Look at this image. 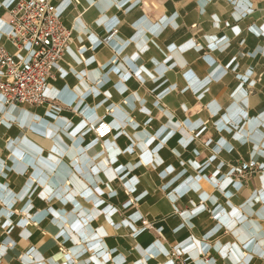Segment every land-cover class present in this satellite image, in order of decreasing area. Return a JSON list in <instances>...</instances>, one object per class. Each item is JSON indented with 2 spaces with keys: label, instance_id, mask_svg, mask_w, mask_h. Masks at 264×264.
<instances>
[{
  "label": "crops",
  "instance_id": "0c3cea01",
  "mask_svg": "<svg viewBox=\"0 0 264 264\" xmlns=\"http://www.w3.org/2000/svg\"><path fill=\"white\" fill-rule=\"evenodd\" d=\"M51 1L48 103L0 95L2 262L264 264V0Z\"/></svg>",
  "mask_w": 264,
  "mask_h": 264
},
{
  "label": "built area",
  "instance_id": "2783aa9c",
  "mask_svg": "<svg viewBox=\"0 0 264 264\" xmlns=\"http://www.w3.org/2000/svg\"><path fill=\"white\" fill-rule=\"evenodd\" d=\"M11 31L8 40L16 49L12 55L0 45V95L6 108L18 105L43 106L56 65L74 43L73 31L57 14L51 0H18L10 11ZM114 29L106 38L112 40ZM95 137L104 141L113 127L99 121L93 128ZM146 227L152 225L145 221ZM0 264H5L1 260ZM29 259L37 264L32 256ZM209 263V260H206ZM177 264H188L183 259Z\"/></svg>",
  "mask_w": 264,
  "mask_h": 264
},
{
  "label": "rangeland",
  "instance_id": "374dc122",
  "mask_svg": "<svg viewBox=\"0 0 264 264\" xmlns=\"http://www.w3.org/2000/svg\"><path fill=\"white\" fill-rule=\"evenodd\" d=\"M29 192V191H28ZM27 192V193H28ZM24 199V198H23ZM149 224L152 225V223L148 222ZM155 225H152L151 227H149L148 230H150L158 239H162L163 235H161L160 231L155 230L154 229ZM129 233V232H128ZM131 233V232H130ZM134 236V235H133ZM132 237V236H131ZM172 255V259L173 261L177 264V262H179V259L182 260V258L180 257V255L176 252V251H172L171 252Z\"/></svg>",
  "mask_w": 264,
  "mask_h": 264
}]
</instances>
